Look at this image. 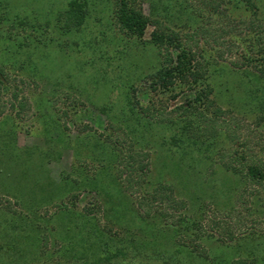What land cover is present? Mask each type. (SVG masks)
Instances as JSON below:
<instances>
[{"label": "rangeland", "instance_id": "obj_1", "mask_svg": "<svg viewBox=\"0 0 264 264\" xmlns=\"http://www.w3.org/2000/svg\"><path fill=\"white\" fill-rule=\"evenodd\" d=\"M67 1L0 0V70L9 86L8 93L0 87V235L5 244L15 245L20 233L12 227L18 225L25 246L40 261L48 259L43 260L47 264L96 260L103 254L102 243L145 246L162 262L170 260L172 251L179 252L184 241L207 249L206 264H234L238 259L251 264L255 256L248 253L264 251V237L237 239L264 231V215L256 214L253 204L255 195L264 204V186L226 166L244 167L245 173L248 164H264V77L258 60L264 55V0H259L255 17L254 11L244 5L237 9L231 0H186L197 21L161 18L167 33L177 34L192 55L199 83L187 87L177 78L173 88L158 90L148 77L164 59L151 43L156 28L150 24L144 42L135 46L115 24L116 0H87L82 31L66 34L53 26L43 34L47 40L35 45L30 41L34 30L13 20L16 14L40 19L47 11L54 21ZM136 2L150 14L148 0ZM101 29L109 30L108 42L116 45L121 39L130 61L139 64L124 76L135 89V115L155 124L154 139L135 138L126 128L119 90L124 82L119 83L113 66L98 58L100 44L91 43ZM172 52L175 59L180 50ZM206 86L223 111L216 116L204 103H195L196 113L208 116L200 122L202 130L210 137L218 135L208 159L192 146L171 149L162 138L164 121L179 117L183 111L176 107L194 100ZM130 177L134 183L128 189ZM160 183L172 187L176 202L165 191L154 193ZM144 196L150 201L143 200L146 204L140 207ZM163 213L176 221L184 214L198 216L197 232L224 243L215 237L203 242L178 237L161 219ZM80 223L101 232L95 238L80 235L85 244H78ZM4 250L0 264H9L16 251Z\"/></svg>", "mask_w": 264, "mask_h": 264}, {"label": "trees", "instance_id": "obj_2", "mask_svg": "<svg viewBox=\"0 0 264 264\" xmlns=\"http://www.w3.org/2000/svg\"><path fill=\"white\" fill-rule=\"evenodd\" d=\"M210 4L212 3V0ZM237 9H240L242 5L245 6V9L249 11H254L251 15L258 16V2L259 0H231ZM150 5V14L146 15L142 9V6L136 4V0H116L115 1V17H116V25L122 34L127 36L129 39H133L135 46L138 47L140 43L143 41V36L150 24L155 26V30L152 33L151 43L159 49V54L163 55V61L161 62L160 67H158L154 72L148 75L153 79L151 83V87L153 90H158L160 88L168 89L173 88L176 84L177 78L184 82V84H190L187 87L195 86L199 83L198 73L196 66H191V56L188 51L182 46L181 41L179 40V36L172 31V34L167 33L166 27L161 20V18H165L169 21H173L176 23H194L198 19L197 16L190 9L186 0H148ZM245 2V3H244ZM39 10V9H38ZM172 10V11H171ZM40 12V11H39ZM88 7H87V0H69L66 2V5L63 8H59L56 16L53 18H49L48 15L51 12L42 13L44 17L39 19V16L36 18L28 17L25 15L22 17L21 14H16L13 20H16L18 25L24 26L26 29L27 26H30L35 33L34 39L31 45L34 42L42 43L47 39H43V34L47 31L50 27H55L56 29L61 30L66 34L78 33L84 29V24L88 15ZM3 13L0 11V14ZM3 18L6 16L2 14ZM1 22V17H0ZM14 22V23H15ZM109 30L101 29L98 31L96 37H94L91 41L92 44L95 46L100 44L99 48L100 51L105 52L106 54L100 53L98 58L104 59L105 62L102 64H107L109 66H113L115 68L116 76L118 77L119 83L122 81L124 82L119 90L121 89V96H120V106L122 108V112L124 116H126L125 124L127 125L126 128L131 131L135 138H144L142 135H145L144 139L151 140L154 139L156 136L155 124L154 122L144 121L143 118L137 114L135 115V110L133 108V100L131 91L134 92L135 89L131 85L129 80L126 81L124 73L129 70L130 67H138L139 64L130 61L129 56V49L123 47V43H121V39L116 42H108L110 37ZM122 37V36H119ZM27 40L28 37H25ZM23 44L21 41L20 45ZM35 45V43H34ZM29 46V44H27ZM96 48V47H95ZM163 50H166L165 53ZM173 50H180L177 55V58L174 59L173 57ZM262 67L259 68L260 76L264 77V55H260L258 59ZM177 63V64H175ZM104 68V67H103ZM138 69V68H137ZM106 73L107 70L103 69ZM103 73V72H102ZM191 75L192 79H189L188 76ZM106 78V76H105ZM7 76L4 73V70H0V87L2 86L1 90L3 92L9 91L8 83L5 82ZM111 80V78L109 79ZM121 84V83H120ZM118 84V86L120 85ZM192 84V85H191ZM116 84H113V87H118ZM11 89V88H10ZM212 88L208 86L205 87L203 91L197 90L196 97L194 100H189L186 103L176 107V109L182 110V114L179 117L168 119V121H164L163 126L165 128L164 134H162V138L165 144H167L171 149L172 148H186V146H192L193 148H197L194 152L198 153L200 156L205 157L206 159L210 158V151L218 144V140H216V136L214 134L210 137L206 135V133L202 130L201 127V120L207 119L206 116L202 111H197L195 108V103L200 102L201 104L204 103L206 108L212 112L214 115H218L220 112L222 113L221 107L216 105V102L210 97L212 94ZM134 94V93H133ZM178 93L174 94L173 97L175 98ZM17 96V94H15ZM3 106L0 103V107ZM148 109V108H143ZM121 110V109H120ZM199 113V116H198ZM202 118V119H201ZM199 121V122H198ZM201 122V123H200ZM163 132V131H162ZM238 154V152H237ZM239 158H244L241 156ZM226 168L232 171L233 174L245 179H249L251 182L261 183L264 186V164L260 163H252L247 165V171L244 173L242 170L243 168H237L235 166L227 165ZM140 170H144V167H141ZM132 173V172H131ZM131 176L130 174H128ZM133 177L128 179L126 188L133 187ZM139 182V181H138ZM137 182V183H138ZM140 183V182H139ZM159 191H165V195L167 199L172 202H176V199L172 196L174 194L172 187L166 184H159L156 189H154V193H159ZM147 192V191H146ZM156 198V195L155 197ZM150 201L147 196L140 201L139 206L141 207L146 202ZM263 199H259L258 195H255L253 200V204L255 205V213L260 215H264V204L262 205ZM178 203V201H177ZM180 207L184 206L182 202L179 201ZM22 205V204H21ZM139 207V208H140ZM182 209V208H181ZM185 213V212H184ZM151 213H146L147 216H150ZM161 219L165 222V224L174 231L178 237H184L189 242L194 241L196 237L204 241L205 238L208 237H215L213 234H204L198 233L197 230L199 228V221L200 217L195 216H187L184 214L183 216L179 217L177 221L175 219H170V216L166 213H163ZM20 225V224H19ZM85 226V225H84ZM81 223L78 224V238L77 243L85 244L83 241L85 233L92 234L93 238L101 232L100 229L94 230V228L87 227L85 229ZM71 228V227H69ZM14 230H19L18 237L16 238L17 242L14 243L15 245L5 244L3 238L0 235V256L1 251L4 249L8 251V249H12L16 251L15 259H9V264H47L43 262L42 259L40 261V257H37V253L28 249V246H25L27 240L23 235V229L15 225L12 227ZM64 229V228H63ZM3 230V229H2ZM22 230V231H21ZM86 230V231H85ZM1 231V230H0ZM98 233V234H97ZM80 235L83 236L79 237ZM231 235V234H230ZM195 236V237H194ZM232 239L234 238L232 235L230 236ZM258 237H264L263 232L257 231H250L248 233L242 234L238 237L237 240L243 239H255ZM85 239V238H84ZM215 239L219 242L222 239L215 237ZM36 240V239H35ZM33 242V240L31 241ZM37 243V241H34ZM34 242L32 244H34ZM97 241H94V243ZM181 243L182 245L180 248L181 250L177 252L172 251V253L168 256V259L161 262V259L156 255L150 254V252L143 246L141 247H132L127 245L125 247L116 246L113 243H102V252L103 254L99 256L96 260H88L85 264H156L153 260L155 258L157 264H193L192 260L196 263L200 262V264H206L205 259H207L208 252L207 249L200 250L197 245H191L192 243ZM30 244L29 246H32ZM39 246V242L37 243ZM38 246V247H39ZM193 246V247H192ZM37 247V248H38ZM41 248V247H40ZM194 248V249H193ZM39 249V248H38ZM42 249V248H41ZM4 250V251H5ZM71 251V250H70ZM151 251V250H150ZM41 254V252L39 253ZM166 254V253H165ZM169 254V253H167ZM72 256V254H70ZM144 255V256H143ZM249 255H254V259L252 260L251 264H264V251L259 250L258 252L253 251V249L248 253ZM75 259L76 255H74ZM79 259H83L82 255L78 257ZM140 258V259H139ZM190 260H188V259ZM248 258V257H246ZM19 259H21L19 261ZM78 259V260H79ZM67 263V261H65ZM3 264V263H2ZM62 264V263H60ZM234 264H249L245 259H238L237 263Z\"/></svg>", "mask_w": 264, "mask_h": 264}]
</instances>
